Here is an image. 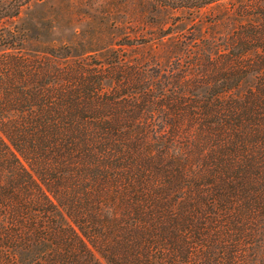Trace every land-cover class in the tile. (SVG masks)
<instances>
[{"label": "trees", "instance_id": "obj_1", "mask_svg": "<svg viewBox=\"0 0 264 264\" xmlns=\"http://www.w3.org/2000/svg\"><path fill=\"white\" fill-rule=\"evenodd\" d=\"M180 1L152 5L220 0ZM243 10L220 45L141 53L1 29L0 264H264V0Z\"/></svg>", "mask_w": 264, "mask_h": 264}, {"label": "rangeland", "instance_id": "obj_2", "mask_svg": "<svg viewBox=\"0 0 264 264\" xmlns=\"http://www.w3.org/2000/svg\"><path fill=\"white\" fill-rule=\"evenodd\" d=\"M153 0H29L20 7L18 18H2L1 29L29 28V36L53 45H74L98 41L90 50L117 43L143 45L151 42L220 45L235 34L239 11H247L251 0H220L202 8L197 15L187 10L153 7ZM178 4L180 0H164ZM24 0H0V18L11 13ZM232 11H234L232 13ZM247 13H244L246 15ZM143 43V44H142ZM133 51V50H129Z\"/></svg>", "mask_w": 264, "mask_h": 264}]
</instances>
